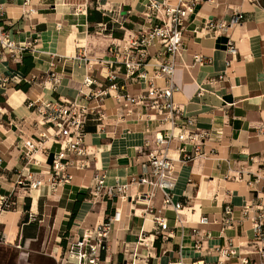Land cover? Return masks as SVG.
Returning a JSON list of instances; mask_svg holds the SVG:
<instances>
[{
    "label": "crops",
    "instance_id": "1",
    "mask_svg": "<svg viewBox=\"0 0 264 264\" xmlns=\"http://www.w3.org/2000/svg\"><path fill=\"white\" fill-rule=\"evenodd\" d=\"M31 2L34 12L27 16L21 10L22 0H0L4 8L0 33H7L17 44L31 43L20 60H14L6 49L1 50L0 57V79L8 78L6 82L0 80V197L16 195L15 208L5 211L4 216L0 213V225L14 223L13 245H20V264L23 260L39 264L41 258L64 264L71 244L85 234L93 238L94 228L112 217L115 210L120 219L111 222L103 255L96 264H216L217 247L232 244L237 252L252 250V216L244 215L243 209L264 207V183L256 181L264 166V131L258 135L254 129L264 122V0H204L186 22L173 75L179 90L173 100L209 137L201 146L203 154L187 163L179 161L178 142H172L167 151L174 160L173 200L184 206L181 224L175 223L174 211L163 206L161 191L154 190L153 196H147L151 191L147 184H130L122 198L103 194L94 197L92 193L98 169L106 171L108 186L129 183L147 171L145 156L138 157L137 149L146 137L162 128L157 120L138 115L145 113L144 108L125 114L113 97H103L104 117L89 114L85 125L84 159L88 166L68 168L72 178L64 184L51 186L47 181L57 144L48 139L31 158L24 155V141L38 142L39 132L45 129L35 123L34 112L26 106L29 99L81 98L93 106L98 99H86L81 92H100L116 83L135 94L145 86L142 81L125 78L123 67L107 63L112 58L108 45L123 43V30L117 24H108L106 31L98 25L108 22L113 12L96 9L90 0ZM144 3L100 2L112 11H130L124 24L128 30L142 22ZM238 11L243 18L229 25ZM98 13L101 21H95ZM209 21H224L228 26L214 35L205 26ZM228 40L236 44L237 53L226 65ZM197 53L208 61L195 63L193 55ZM50 71L60 77L54 88ZM15 74L24 80L15 82L11 79ZM111 75L116 78L111 79ZM87 77L95 81L91 86L84 84ZM156 83L163 85L164 80L157 79ZM26 170L45 184L31 189L18 185L19 176ZM143 194L147 195L137 198ZM225 205L232 208L229 225L222 221ZM157 216L167 218L168 236L156 230ZM203 216L207 223L198 222ZM43 229H48L51 237L40 236ZM198 233H209L200 248L195 247ZM53 234L57 235L55 239ZM36 242L40 249L26 247ZM30 255L37 260L24 258ZM227 261L240 264L237 256Z\"/></svg>",
    "mask_w": 264,
    "mask_h": 264
},
{
    "label": "built area",
    "instance_id": "2",
    "mask_svg": "<svg viewBox=\"0 0 264 264\" xmlns=\"http://www.w3.org/2000/svg\"><path fill=\"white\" fill-rule=\"evenodd\" d=\"M90 1L95 2V8L98 10L107 11V13L113 12V16L108 22L98 24L102 31H106L108 24L112 23L117 24L118 28L123 30V43L111 42L107 47L112 56L107 63L116 64V68L123 67L125 78L142 81L145 86L135 94L120 88L116 83L111 84L107 90L96 93L80 91L86 99L94 97L98 99V103L93 106L83 103L81 98L29 99L26 106L34 112L35 123L44 126L45 129L39 132L38 142H34L32 139L24 141V155L31 158L32 152L38 149L45 140L50 139L52 143L57 144L58 150L52 154L50 159L47 181L51 186L64 184L72 178V175L68 173V168L82 169L88 166L87 160L84 159L86 156L85 125L89 114H97L98 119L104 117L100 102L103 97H113L115 103L123 109L125 114L133 113L135 108H139V111L140 108H144L145 113L141 112L138 115H146L157 120L162 128L155 131L152 137H146L143 144L137 149L138 157L145 156L146 160L143 164L147 171L141 176L132 178L129 183H116L108 186L105 185L106 171L98 169L93 177L92 193L94 197L103 194L111 198H122L130 184H147L151 187L149 195L143 194L137 198H144L145 195L151 197L154 195V190L161 191L163 206L173 210L175 223L181 224L184 206L182 202L173 200L174 160L167 155V151L172 142H178L179 161L182 163L192 161L198 155L203 154L201 146L204 140L209 137V133L196 128L194 118L184 115L174 102L173 94L179 90V87L175 83L173 75L176 58L180 57L182 51V38L186 22L189 16L195 13L197 5L204 0H145L144 9L140 13L142 22L137 23L135 29L130 30L124 25L130 11L123 12L120 9L112 11L110 8H104L100 4L101 0ZM21 10L24 15L30 16L34 12L31 0H22ZM3 16L4 8L0 4V19ZM242 18V12H235L229 25L237 24ZM57 26L60 27V24ZM205 26L216 35L223 31L228 24L224 21H209ZM30 46V42L17 44L10 39L7 33H0V57H2L1 50L6 49L14 60H20L23 51ZM225 52L227 55L226 65H229L232 57L237 53L236 44L232 40H228ZM83 55L85 57L84 52ZM193 60L195 63L203 64L208 61V57L197 53L193 55ZM148 68L151 69L148 70ZM49 77L54 88L60 82V77L53 71L49 72ZM110 78L115 79L116 75H111ZM11 79L15 82L24 80L18 74L13 75ZM157 79H163L164 84L158 85ZM0 80L6 82L8 78L4 77ZM94 82L89 77L84 79V84L87 86H91ZM110 89L114 90V93ZM254 129L258 135L262 133L264 122L255 126ZM256 179V181L264 183V166L256 175ZM17 184L23 187L27 185L28 189H31L43 186L45 181L36 179L33 173L26 170V174L19 176ZM8 199L9 196H1L0 204H4ZM223 211L225 216L222 221L225 225H229L232 219V208L230 205H225ZM243 214L252 216L253 238L250 240L252 250L244 253L237 252L232 244L227 247H217L219 258L216 264H230L227 261L230 256H237L240 264H264V207L262 205H256L255 208L251 206L250 211L248 207H245ZM119 219V211L115 210L107 222H101L94 228L93 238L85 234L71 244L70 251H75L77 254V264L86 260L89 263L98 261L99 252L103 245L105 246L103 240L109 232L111 222ZM154 222L157 226L156 230L160 234L169 235L166 217L157 216L154 218ZM198 222L207 223L208 219L203 216L198 219ZM193 231L197 232L195 229ZM198 234L200 239L195 242L196 248L201 247L204 237H209V233ZM92 239L93 242H91ZM17 247L20 245L17 244ZM254 254L256 257L252 256ZM179 263L183 264L182 261Z\"/></svg>",
    "mask_w": 264,
    "mask_h": 264
},
{
    "label": "rangeland",
    "instance_id": "3",
    "mask_svg": "<svg viewBox=\"0 0 264 264\" xmlns=\"http://www.w3.org/2000/svg\"><path fill=\"white\" fill-rule=\"evenodd\" d=\"M25 189H28V186L25 185L24 186ZM16 195L14 196V194H11L9 196V199L7 200V202H5L4 204H1L0 205V213H2V216H4L6 214L5 211L7 210H12L15 208L16 206ZM50 209V207H49ZM54 209V208H53ZM4 212H1L3 211ZM11 215V214H10ZM4 220V219H3ZM103 223L105 222L104 220L102 221ZM3 227H6V229H4ZM15 232V227H14V223L12 224V226H8V225H3L1 224L0 225V241H1V245H0V264H6L7 263V258L8 256H12L13 257V264H20V260H19V247L16 248L15 245H13V237L15 236L14 234ZM51 232L48 230V229H43L40 231V236H43V237H51ZM57 235L53 234V237L52 239H55ZM107 236L104 238L103 240V243L106 245V239ZM8 240V244H5V243H2V241H5V240ZM93 242V239L92 241ZM37 244L33 243V244H28L26 247L27 248H37V249H40V245H38L39 243L36 242ZM14 255H16L14 257ZM25 259H29L30 261L31 260H37L35 258V256H25L24 257ZM76 259V260H75ZM29 261V262H30ZM39 262V264H51L50 261L48 259H44V258H41L39 260H37ZM75 261V262H74ZM28 261L25 263V260H23V264H27ZM37 263V262H36ZM63 263H68V264H77L78 263V260H77V254L75 253V251H70V247L68 248L66 254H65V257H64V261ZM97 261H95V263H89L87 260L84 261V262H81V264H96Z\"/></svg>",
    "mask_w": 264,
    "mask_h": 264
},
{
    "label": "trees",
    "instance_id": "4",
    "mask_svg": "<svg viewBox=\"0 0 264 264\" xmlns=\"http://www.w3.org/2000/svg\"><path fill=\"white\" fill-rule=\"evenodd\" d=\"M91 13H93V12L91 11ZM98 14H99V16L95 18V19H96L95 21H101V19H102L101 16H100V13H98ZM18 88H21V87H18ZM24 91H25V90H24ZM71 215H73V212L71 213ZM104 221L107 222V221H108V218H105ZM29 224H30V223H29ZM25 237H26L25 234H23V236H22V240H24ZM104 249H105V246L103 245V247L100 249L99 257H102ZM15 256H16V255H14V257H15Z\"/></svg>",
    "mask_w": 264,
    "mask_h": 264
},
{
    "label": "flooded vegetation",
    "instance_id": "5",
    "mask_svg": "<svg viewBox=\"0 0 264 264\" xmlns=\"http://www.w3.org/2000/svg\"><path fill=\"white\" fill-rule=\"evenodd\" d=\"M6 264H13V257L12 256H10V255L8 256Z\"/></svg>",
    "mask_w": 264,
    "mask_h": 264
}]
</instances>
